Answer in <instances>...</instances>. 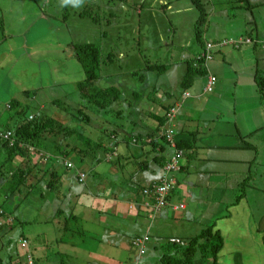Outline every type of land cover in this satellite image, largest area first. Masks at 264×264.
I'll return each instance as SVG.
<instances>
[{
	"label": "crops",
	"instance_id": "1",
	"mask_svg": "<svg viewBox=\"0 0 264 264\" xmlns=\"http://www.w3.org/2000/svg\"><path fill=\"white\" fill-rule=\"evenodd\" d=\"M159 1L161 0H154V3ZM188 1V5L175 8L172 6L174 0H162V5H158L156 10L157 13L170 10L172 15L195 12V7ZM245 2L252 4V9L247 8ZM210 5L212 13L204 26L202 43L195 36L198 14L192 16L188 27H183L188 30V35L183 34L185 42H182L180 57L183 61H188L187 65L193 63L195 67L199 64L204 67L205 63L203 65L198 61L199 56L207 43L214 44V59L206 62L207 73L215 74L218 82L211 96L206 97L207 83L204 78L193 77L185 85L184 80L182 81L183 92L192 95L186 100L182 98V93L179 94V80H176V89H160V85L150 80L156 71L161 74L158 69H148L147 77L140 81L141 85L134 74L123 73L120 77L115 74L109 81L110 84L102 87L119 88L122 100L118 105L125 110L121 108L114 111L113 107V111L102 113L97 122L103 123L107 128H102L93 121L88 124L87 134L104 144V149L108 150L104 155L105 159L95 166L90 157L87 163L95 167L88 172L84 182L80 183L78 177L70 171L62 177L60 183L67 184V187L64 186L65 192L57 197L51 195V198L57 200H54V210L61 207L68 215H78V225H75L76 217L70 222L76 231H68V236H62V246H55L60 250L64 247L66 250H62L63 252L74 254L75 258L70 263L163 264L162 237L181 236L186 240L196 234L193 225L201 227L208 220L211 224L215 223L216 230H220L224 237L220 264H264V208L261 209L258 221L252 219L255 216L252 205L255 201L254 191L264 192V184L251 183L241 198L235 187L239 176L242 178L251 172L255 153L249 155V152L254 150L261 153L264 146V99L260 97L259 87L255 82L258 64L261 62L264 65V18L253 17V22L259 21L252 26L250 22L255 12L247 14L248 10L261 8L260 13L264 17V0H221L220 8L212 3ZM218 8L223 16L216 19ZM242 37L252 41L254 39V42L244 43L242 47H239L240 44L232 45L233 40H241ZM14 47L10 46L8 53L4 54L8 55V60ZM211 64L215 67L212 68L213 72ZM178 65L181 66L176 63L169 69ZM188 68L187 66L186 70ZM166 69L161 68V72ZM101 79L104 78L99 81ZM149 85L151 89L148 88ZM77 89L79 95L77 99L73 97L72 102L82 105L78 86ZM248 102L252 104L251 107L247 106ZM173 106H179L172 121L176 138L193 141V145L182 160L178 188L170 204L158 209L147 205L148 196L143 195L140 190L160 180L165 163L174 154V148L166 144L162 137L165 126L161 125V120ZM121 111L123 115H120ZM8 117L9 115L0 116L1 124L10 121ZM14 121L12 119L11 122ZM108 124L111 125L109 129ZM112 131L118 134L112 133L109 136ZM116 141L118 145L115 144ZM154 142L158 144L157 149L154 148ZM104 149H98V152L102 154ZM149 155L148 161L146 157ZM1 158L2 163L6 156L2 153ZM20 159L22 158L15 157L13 161L7 159L9 170L12 171L14 164L19 163ZM105 161L106 165L103 164ZM203 162H213L215 168H197V163ZM88 164L86 165L89 166ZM206 171L211 177L204 181ZM91 173L94 174L88 181ZM213 174L217 175V179ZM250 175L254 178L252 173ZM38 185L39 188H45L43 182ZM206 185L213 189L206 190L207 187L203 188ZM4 189L5 183L1 181L0 203L6 195L2 194ZM39 191L40 198L46 199L40 189ZM210 199L214 201L211 202ZM171 202L184 206L176 209ZM50 218L53 216L44 219ZM4 225L0 223L1 227ZM66 226L68 227V223ZM78 230L81 234H78ZM143 235L150 236V240L146 252L140 255L132 242ZM43 236H49V239L52 236V241H55L60 235L45 232ZM40 250L43 251L42 247ZM195 264L206 262L199 255Z\"/></svg>",
	"mask_w": 264,
	"mask_h": 264
},
{
	"label": "rangeland",
	"instance_id": "2",
	"mask_svg": "<svg viewBox=\"0 0 264 264\" xmlns=\"http://www.w3.org/2000/svg\"><path fill=\"white\" fill-rule=\"evenodd\" d=\"M220 1L212 0L211 3L220 8ZM161 2L162 0L155 3L154 0H148L147 2L142 0H79V3H75L74 0H0V112L2 113L0 116H6L8 113H11L7 110V104L12 99H20L23 106L29 107L32 113L37 112L36 108H38L43 113L63 118L65 121L69 120L70 114L63 110L64 105L63 107L61 105L58 106L54 103V100L66 102V98L72 100L73 97H76L77 99V95H79L77 84L86 75L85 69L76 58L77 55L74 48L76 43L93 42L100 47L102 67L99 73L100 78L103 77L104 79L98 81L99 87L108 86L110 84L109 81L115 74L120 77L123 73L134 74L139 81L138 84L141 85L142 82L140 83V81L147 77L148 69H158L161 74L156 71L157 74L155 72V76L151 77L150 80H154L155 84L160 85V89L161 87H165L170 90L177 88L176 80H179L178 91L179 94L182 93L183 95L184 90L181 89V84L187 73L186 69L188 66V61L185 62L180 57L183 49L182 42H185L183 34L185 36L188 35V30L183 27L189 26V21L194 14L196 16L198 14L199 17V12L195 8V12L192 11L191 13L183 12L172 15L169 13L170 10L157 13L156 8L158 5H162ZM190 2L192 4V0ZM188 3V0H174L172 6L175 8L184 7ZM208 6H210V2ZM219 8L215 17L216 19L223 16L219 12ZM260 11H262L261 8H257L255 11H247V14L255 12V14H252L250 22L252 26L255 25L256 21H259L255 20L253 22V17L264 18ZM244 38L247 39V37ZM10 46L15 47L10 51V59L8 60V55L4 54L8 53ZM213 55L215 56L214 52ZM176 63H180L181 66L178 65L169 69ZM213 64L210 67L212 72V68L215 69ZM162 67L167 69L161 72ZM257 70H260V72L264 71L263 63L260 62L258 64ZM194 77L204 78L206 83H208V73L202 66L194 73ZM217 84L218 82L215 83L214 90ZM148 88L151 89V86L149 85ZM24 91L31 92L30 96L24 95ZM213 91L206 92L208 95L206 97L211 96ZM34 93L36 95H33ZM191 96L190 94L186 99H189ZM118 104L120 103L116 104L114 111L121 110V108L124 110ZM227 104L230 105L229 102ZM247 106L251 107L252 104L248 102ZM86 112L90 111L87 110ZM12 113H15V111H12ZM100 115L93 113L89 123L93 121L94 124L107 128L106 125L104 127L103 123L102 125L97 122ZM70 121L75 122L71 119ZM110 127L111 125L108 124V129ZM263 148L264 146L261 153L254 150L249 152V155L255 153L252 159L251 172L245 174L242 178L239 176L235 181L238 195L240 193L239 188L241 189V187L236 183H241L242 187H246V190L249 189L251 183H254V185L264 184ZM209 154L211 153L209 152ZM73 155H69L68 159L71 160L74 157ZM1 157L2 153H0V182L3 181L6 186V181L10 178L9 164L3 167ZM149 158L150 155L146 157V160L149 161ZM213 162L209 164L204 162L197 163L199 165L197 168L202 169L203 166H206L207 169L208 167L211 169L215 168ZM103 164L106 165V161ZM78 167L79 165L77 166L76 164L73 166V170L71 171L73 175H78ZM36 172L37 175L34 177L43 176L44 171L37 170ZM251 173L254 178L251 177ZM256 173H258L257 176ZM93 174L91 173L88 181L92 179ZM196 175L198 174L196 173ZM213 175L217 179V175ZM209 177L211 175L206 171L203 176L204 181ZM97 181H99L98 178ZM110 181L109 179L108 182ZM64 186L67 187L65 182L54 193L50 192L47 187L39 188V185H36L31 189L33 191L29 192L27 191V184L22 188L21 193L17 192L13 194L8 193V187L6 186L7 193L6 190L2 191V194L6 193V195L2 197L0 206H3L5 211H7L5 216L8 213H14L17 220L14 223V229H11V233H9L10 226H2L3 229L0 228L1 258L5 260L7 251L11 253L13 250V243L11 241L14 242V240L19 239L20 235L29 233L30 236L35 237L36 232L41 233L42 228H40L38 223H35L34 219L54 216V200H57L51 198V195L57 197L65 192ZM206 187L207 185L203 188ZM39 189L46 199L40 198ZM207 189L213 188L207 187ZM254 194L255 201L252 202V205H254L255 216H252V219L253 221H258L259 214L262 212L261 209L263 210L264 208V199H262L264 198V192L257 190L254 191ZM210 201L212 202L214 199H210ZM62 214L63 216H69L66 212ZM205 223L208 226V224H211V221L207 220ZM76 224L78 225L77 221L75 222ZM206 224L201 225V227L193 225V231L196 233L195 236L203 228L207 227ZM46 227L47 232L49 230L53 234L55 232L59 233L60 236H68L70 234L65 230L62 221L56 223L53 222V218L48 219ZM175 237L169 235L164 236L163 239L174 243L178 241ZM24 243H28V240L23 241ZM56 245V243L53 244V251H55ZM195 246L198 250L200 249L198 248V243ZM30 249L35 250L32 244L30 245ZM61 249L66 250L64 247H61ZM53 255L54 258H57L55 257V252ZM71 256L70 260L73 259ZM13 257L16 256L13 255ZM44 259L46 258H43L39 264H48V259ZM15 260L17 261V259ZM59 260L54 259V263L59 264ZM16 261L14 264L32 263V260H25L24 258L23 261ZM71 264L80 263L74 262Z\"/></svg>",
	"mask_w": 264,
	"mask_h": 264
},
{
	"label": "trees",
	"instance_id": "3",
	"mask_svg": "<svg viewBox=\"0 0 264 264\" xmlns=\"http://www.w3.org/2000/svg\"><path fill=\"white\" fill-rule=\"evenodd\" d=\"M207 2H210L211 4L210 0H192L193 6L199 12V17L195 23V36L201 43L204 31L203 27L209 21V17L212 13L211 5L208 6ZM251 5L252 4L247 3V8L252 9L253 6ZM253 42L254 39L252 41V39L247 40L246 38L242 37L241 40H233L232 45L234 44L235 46H238L240 44L239 47H242L244 46V43L252 44ZM74 48L77 55L76 58L85 69L86 75L85 78L77 84L81 95L82 105L74 104L75 102H71L72 100H68L67 98L66 102L54 100V103L58 106L61 105L63 107L64 105L63 110L70 114V119L75 121L74 123L71 122L70 119L65 121L63 118L43 113L40 111L41 109L38 108H36L37 112L32 113L29 107L26 108V106H23L22 102H20V99H12L9 102V107L7 106V110L11 112L8 113V120L10 121L1 124L0 118V126H2L0 131H11L12 137L15 140L14 145L11 146L9 141H6L0 137V153H3L6 156V159H4L2 162V166H7V159H12L13 161L15 157L22 158L20 159L19 163L14 164L13 170L9 171L10 178L6 181L8 193H21L22 188L27 184V191L32 192L33 190L31 189L38 185L39 182L45 183V188H49L50 192H55L61 185L60 183L62 177L72 171L75 164L77 166L79 165L78 168L81 169L78 170L77 177L79 182L82 183L85 181L88 172L93 170L99 162H102L105 159L104 155H106L108 150L104 149V144L95 141L91 136H89L86 130L89 121L91 120L92 114L95 113L99 115L113 111L112 109L115 107L113 105H116L122 100V93L116 86L105 88L98 86V81L100 79L99 71L102 67V53L100 47L97 44L93 42L76 43ZM201 62L203 63V61ZM188 67L189 68L183 81V85H185L187 81L189 82L192 80L194 73L199 70L200 66L195 67L193 63H191L188 65ZM162 68L165 69V67ZM204 69L207 70L205 65ZM255 82L259 87L260 97L264 99V73L260 72V70H257L256 72ZM30 93L31 92L25 91L24 95L30 96ZM33 95H36V93ZM87 110L90 112H86ZM12 111H15V113H12ZM120 113V115H123L122 111ZM12 119H15L13 123L11 122ZM166 123L167 117L161 120L162 126H165ZM112 133L116 135L118 134V132L112 131L108 135L111 136ZM162 137L166 144L171 146V144L167 142L166 137L164 135ZM115 144L118 145V141H116ZM192 145L193 141L178 140L176 138V148L178 151L182 152V155H178V169L170 171L166 170L167 165L170 163V158L164 165V174L160 180L140 190L143 195L148 196L147 201L149 203H147V205H157V199L161 194L158 191L157 185H163L162 183L164 180L168 185H170V188L164 195L166 198V204L164 207H167L170 204V201L178 188V174L182 171V160L184 159L188 150L191 149ZM157 147L158 144L154 142V148L157 149ZM176 148H174V152ZM98 149H104L103 153L100 154ZM48 153L50 154L48 155ZM72 154L75 155L72 157V160H69L72 165H66L65 162L68 161L69 155ZM89 158L91 163L95 165L94 167L87 163ZM22 162H24V164H22ZM141 166L144 165L142 164ZM37 170L44 171L43 176H37L38 178L34 177L37 175ZM80 172H84L86 174V177L83 181L80 180ZM34 180L36 181L35 183L33 182ZM172 180H174L175 183H172ZM245 185L247 184L245 183ZM6 186L4 190H6ZM239 187H241V189L239 188V198H241L246 194V187H242L241 183H239ZM146 190H148V194L145 192ZM171 203H173L172 206L174 208L177 206L176 203ZM177 207L181 208L182 205H178ZM63 212H65L63 208H57L54 211L53 222L57 223L58 219L61 218L62 225L65 226V230L69 232L76 231V228H73L70 225V222H72L75 217L76 221L78 222V215H76V213H71L69 216H63ZM6 213L7 211H5L4 207L0 206V223L5 224L3 227H7L9 225L10 232L9 230L8 232L11 233V229H14V223L17 218L14 216V213H8V215L5 216ZM34 220L35 223H38L40 228H42L41 233L38 232V234L36 232L35 237L32 235L30 236L29 233L22 234L19 236V239L14 240V242L11 241L13 243V250L11 253H8L7 251L5 260L4 258L0 257V264H14L16 261H14V259H17L16 262H20L21 260L23 261V258L25 260H32L31 264H39L43 258L48 259V264H55L54 259H60L59 264H71L70 262H72L74 259L70 260L71 254L69 252H63L57 247H55V251L52 250L54 243L57 245H61L63 243L62 236H59L55 241H52L54 240L52 236H50V239L48 238L49 236H43V234L47 232L46 226L48 225V220L39 217L35 218ZM67 223L68 227L66 226ZM0 228L2 227L0 226ZM78 232L80 231L78 230ZM47 233L51 234L52 232H49L48 230ZM56 234L59 235L57 232H55L53 235ZM78 234H81V232ZM175 239L178 241L174 243H170L171 241H167L165 239H163L161 242V248L163 250V264H195V260L199 255L206 262V264H220L219 257L224 244V237L220 230H216L215 223L203 228L195 237H190L185 240L181 236H176ZM26 240H28V243L23 244V241ZM48 240L51 243H49ZM197 243L198 248H200L199 250L195 246ZM31 244L35 250L30 249ZM43 245H45V247ZM41 247L43 251L40 250ZM54 252L55 257L57 258L53 257ZM13 255L16 257H13ZM71 257L75 258L74 254Z\"/></svg>",
	"mask_w": 264,
	"mask_h": 264
},
{
	"label": "built area",
	"instance_id": "4",
	"mask_svg": "<svg viewBox=\"0 0 264 264\" xmlns=\"http://www.w3.org/2000/svg\"><path fill=\"white\" fill-rule=\"evenodd\" d=\"M250 40V39H248ZM214 47L213 43H207L206 45V51L203 52L200 56L199 59H203L205 62L212 60L213 59V53H212V48ZM208 83L206 86V91L207 92H212L214 90V85L217 82V77L215 74L209 72L208 73ZM190 93H184L182 95L183 99H186L187 96H189ZM180 106V104H179ZM179 106H173L169 109V111L167 112V123L165 125V129L163 132V135L166 137V140L168 143L171 144L172 147L176 148V130L174 128V126L172 125V121L174 119V116L176 114V112L179 109ZM9 107V105H8ZM0 137L6 141L10 142V145L13 146L15 143V140L12 137V132L9 130H5V131H0ZM179 153V154H178ZM178 155H182L181 151H178L177 148L174 152V154L172 155L171 159H170V163L167 165L166 170L170 171V170H174V169H178L179 166V157ZM66 165H72V163L68 161L65 162ZM80 180L83 181L84 178L86 177V174L84 172H80ZM172 183H175L174 180H172ZM163 185H157L158 191L161 193L160 197L157 199V205L158 206H164L166 204V198L164 197V195L166 194V192L168 191V189L170 188V185H168L166 183V181L164 180ZM147 194L149 193L148 190L145 191ZM148 240L147 236L144 237H139L136 238L134 240V244L136 246H138L140 248V252L144 253L145 252V246H146V242Z\"/></svg>",
	"mask_w": 264,
	"mask_h": 264
},
{
	"label": "clouds",
	"instance_id": "5",
	"mask_svg": "<svg viewBox=\"0 0 264 264\" xmlns=\"http://www.w3.org/2000/svg\"><path fill=\"white\" fill-rule=\"evenodd\" d=\"M74 2L75 3H79V0H74ZM210 43H212V42H210ZM207 45V44H206ZM206 51V46H205V49H204V52ZM202 54V53H201ZM200 54V55H201ZM198 61H203V63H205V67L207 68V66H206V62L203 60V59H198ZM208 62V61H207ZM9 104H7V106H8ZM165 206V205H164ZM164 206H158V205H156L155 207L156 208H158V209H163L164 208ZM182 206H184V205H182ZM175 208L177 209L178 207L177 206H175ZM144 236H147L148 237V240H147V242H146V246H145V252H146V249H147V244H148V241H149V236L148 235H144ZM144 236H138V237H136V238H139V237H144ZM135 240V239H134ZM133 240V241H134ZM133 246L140 252V248L138 247V246H136L135 244H134V242H133ZM144 252V253H145ZM144 253H141L140 252V255H143Z\"/></svg>",
	"mask_w": 264,
	"mask_h": 264
}]
</instances>
